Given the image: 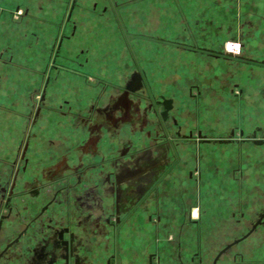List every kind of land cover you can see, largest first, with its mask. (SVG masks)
I'll return each mask as SVG.
<instances>
[{
    "label": "flooded vegetation",
    "instance_id": "1",
    "mask_svg": "<svg viewBox=\"0 0 264 264\" xmlns=\"http://www.w3.org/2000/svg\"><path fill=\"white\" fill-rule=\"evenodd\" d=\"M74 5H70L68 12L73 11ZM72 11L65 20L71 18ZM28 15L25 10L24 17ZM72 22V32L59 34L51 49V61L42 72L41 91L31 94L33 110L27 115L22 141L13 159L8 161L7 185L0 186V246L6 234L9 238L0 248V261L6 258L10 264H94L92 259L103 252L107 258L101 264H117L115 245L123 233L139 234L138 225L143 223L155 236L156 228L163 223L169 197L165 201L161 194L171 187L170 172L182 162L178 156L180 147H193L190 151L193 167L187 173V184L193 188L195 199L187 207L179 196L175 204L178 209H197L195 222H198L203 193L199 147L222 143L264 144V133L258 129L245 134L234 128L217 138L203 134L198 128L183 133L178 111L187 103L198 104L199 86L170 84L165 78L157 83L147 68L141 67L143 64L131 44L135 36L126 34L125 30L122 33L128 40L127 48L135 68L130 77L124 83L98 79L101 93L85 113L76 111L69 99H62L63 104L50 105L49 86L57 81L60 69L67 67V71L85 76L83 69L90 65L88 59L79 62L76 54L64 56L61 52L62 44L71 40L76 31V22ZM80 52L84 54L83 50ZM61 58L69 64L58 63L57 59ZM53 70L58 75L51 76ZM103 97L106 100L100 105ZM48 112L61 117V122L73 120L71 126L61 127L55 119L56 138L61 137L57 133L65 131L70 141L55 139L48 148L38 149L37 141L44 129L42 117ZM236 182L240 184V180ZM239 217L238 221L244 219V214L240 213ZM255 224L246 237L264 228V205L249 217L245 230L235 239L247 234ZM160 262L158 251L148 253L147 264Z\"/></svg>",
    "mask_w": 264,
    "mask_h": 264
},
{
    "label": "crops",
    "instance_id": "2",
    "mask_svg": "<svg viewBox=\"0 0 264 264\" xmlns=\"http://www.w3.org/2000/svg\"><path fill=\"white\" fill-rule=\"evenodd\" d=\"M14 1L0 0V46L3 40L13 47L23 46L25 43L19 39L18 31L31 32L38 27L41 29L34 34V41L42 46L48 39L45 36L47 30L38 22L47 23L48 8L44 19V14L38 17L27 7L30 15L16 24L5 13ZM26 1L32 3V0H17L25 5ZM209 7L210 13L196 15V32L190 35L191 44L179 43L170 49L169 63L174 71L164 78L170 84L180 86L196 84L201 91L198 104L187 103L186 108L182 106L178 111L182 132L198 128L214 138L234 128L245 134L256 129L264 133V0H213ZM187 15H184L185 19H189ZM206 21L208 25L201 24ZM75 22L76 31L71 40L62 44L61 52L69 56L68 53H76L78 45L88 46L90 56L87 48L78 49L83 50L85 59L91 63L88 67L95 72H89L86 67L83 69L85 76L74 72L68 78L58 76L56 84L69 91L66 99L76 106L86 101L87 77L111 80L118 77L120 67L117 61L110 66L102 65L106 57L99 48L100 41L96 43L91 36L79 31ZM231 41H237L241 47L229 56L225 45ZM24 48L27 62L23 68L17 67L16 62L0 65V84L1 80L4 82L15 76L17 70H23L19 74L27 75L23 80L32 78V69H35L33 53L40 50L33 46L26 48L24 45ZM50 86L53 88L49 87V104L55 102V83ZM13 115L4 116L7 122L6 126L0 127V136L1 130L13 135L18 132ZM42 118L44 129L37 141L38 149H46L55 142V115L48 112ZM63 133L66 132L57 134ZM3 137L7 142L0 139V164L5 163L9 151L15 147L14 139L9 141L8 136ZM188 148L178 149L182 162L170 172L171 187L162 191L165 201L169 197L168 205L164 206L163 223L156 228L155 236L143 223L138 225L139 234L123 233L115 245L117 264H147L148 253L157 251L161 264H212L219 251L245 230L249 217L264 205V144L203 145L199 147L202 155L199 163L203 182L202 214L200 221L195 222L198 220L197 209H178L175 204L179 196L187 207L195 199L193 188L187 184V173L193 167L190 152L193 147ZM237 178L240 184L236 182L239 181ZM238 201L241 202L239 205ZM240 213L244 214V219L238 221ZM105 258L107 253L103 252L92 261L101 264ZM216 264H264V228L232 245L219 256Z\"/></svg>",
    "mask_w": 264,
    "mask_h": 264
},
{
    "label": "rangeland",
    "instance_id": "3",
    "mask_svg": "<svg viewBox=\"0 0 264 264\" xmlns=\"http://www.w3.org/2000/svg\"><path fill=\"white\" fill-rule=\"evenodd\" d=\"M31 2V4L29 1L24 2L26 3V6L16 0L14 1V4L10 6L8 11L5 12L7 16H9V19L15 21L17 24L21 23L27 7L30 8L32 14L38 15V17L39 15L44 14V16H42L44 19H46V8H48L47 23H40L35 17H31L33 20H36L38 25L40 24L42 28L45 27L47 30L45 36H47L48 39H45L47 44L44 43L42 46L36 44V41H34V39H36L34 38V34L40 31V27H38L37 30L32 29L31 32L28 30H26L27 32L21 30L18 31L22 38L19 39L21 41L24 40L22 42L25 43L24 45L26 48L33 46L40 50H33L35 51V53H33L35 56V63H33L35 69H32L33 76L29 81H25L23 79L27 75L19 74L23 70H17L15 72L16 74H14L15 76L10 77V79L5 80L4 82L1 80L0 127L6 126L7 118L4 117L5 115L9 116V114H14L13 116L14 120H16L15 123L18 132L13 135L5 132L3 133V130H1V141L7 142L3 136H8L9 141L14 139L15 147L12 152L11 150L9 151V154H11L8 158L4 159L5 163L0 164V186L7 185V181L10 177L9 162L13 159V155L16 153L24 136L28 123L27 115L33 110L34 104L31 102V94H36V92L39 94L41 91V84L43 82L42 72L45 65L51 61V52L54 49L57 37L59 34L69 35L70 32H72V21H77L79 31L91 36L96 43L97 41H100L99 48L103 51L104 57H106L104 63H101L102 65L110 66L112 62L117 61V64H119L120 67L118 71L119 78L117 80L116 78L111 79L114 83L115 81H119L120 83L122 81V83H124L135 70L132 66L131 56L127 48L128 40L122 33L124 30L126 34L135 36L133 38L134 41L131 42V44H133L135 52L139 54V60L141 64H143L141 67H146L150 76H152L156 82H159V80L164 78L166 74L169 75L174 71V67L169 63L171 54L170 49L176 48V44L179 45V43L184 45L191 44L189 43L191 42L190 35H192V32L196 29V15L200 16L203 13H210L209 6L212 5L213 0H32ZM73 3L75 5L72 11V16L69 20H65L68 9ZM115 14H118V16H115ZM186 14L189 15H187L189 19H185L184 15ZM33 24H36V22ZM201 24L206 26L209 23L206 21ZM215 27L216 26H214V31L216 30ZM65 43L66 42H64V44ZM24 45L13 47L11 43L3 40L0 46V65L16 62V64H18L17 67L22 66L20 68H23V64L27 62L25 59L27 56L23 53V50L25 49ZM78 48H87L89 50V54L87 55L89 56L91 54V49L88 46L78 45L75 53L76 55H73H75L77 61L83 62L85 56L80 55L81 52ZM78 54L80 55L79 57H77ZM68 55L70 56L71 53H68ZM60 61L63 65L69 64L67 59H57L58 63ZM71 67H73V65ZM74 67L75 69L78 67L76 63L74 64ZM60 70L59 76L64 78L72 76L70 75L71 72L67 71V67ZM87 70L89 72H95L90 67H88ZM55 74L58 75V72L55 70L51 71V76H55ZM89 77H87L85 81V95H87L85 99L86 101L84 103L83 101L79 102L76 105V111L80 113H85L86 108L91 103H94L101 93V85H97L98 79L92 76L91 78ZM57 82L58 81L51 83L56 84ZM49 87L50 89L53 88V86ZM163 91L164 90H162V92ZM68 93L69 91L67 89L55 86V102H51L50 105L55 106L63 104L62 99L68 98ZM106 97L109 99L108 96ZM106 97L101 99L99 102L100 105L105 102ZM37 98L38 96L35 95V99ZM81 98L83 99V96ZM65 108L66 107L63 106V109ZM54 115L56 122L59 121L61 127L65 125L71 126L72 119H67L65 122H61L62 118L57 114ZM60 136L61 137L58 138L55 136V139L62 142L70 141L68 133H63ZM8 240L9 238L6 234L4 243ZM3 245H1L0 248H2ZM9 262L10 261L6 258H3L0 261V264H10Z\"/></svg>",
    "mask_w": 264,
    "mask_h": 264
},
{
    "label": "water",
    "instance_id": "4",
    "mask_svg": "<svg viewBox=\"0 0 264 264\" xmlns=\"http://www.w3.org/2000/svg\"><path fill=\"white\" fill-rule=\"evenodd\" d=\"M72 6H73V4H72ZM72 6H71V8H72ZM70 10H71V9H70ZM70 12H71V11H69V14H70ZM226 55H229V56H230L231 54L226 53ZM169 108H170V105H169L168 107L165 108V111H167ZM164 117H165V114H164ZM198 137H202V136L199 134ZM219 142H224V141L220 140ZM254 142H255V143H262L263 141H262V140H254ZM257 223H259V221H258ZM255 226H256V224L253 225L252 229H251L247 234L243 235V236H242L241 238H239V239H235L233 242H231L230 244L226 245L223 249H221V250L219 251V253L217 254V256L215 257V259L213 260L212 264H216L217 259L219 258V256H220L221 254H223V253L226 251V249H228L230 246H232L233 244L239 242L241 239H243L244 237H246V236H247V235H248V234L254 229Z\"/></svg>",
    "mask_w": 264,
    "mask_h": 264
},
{
    "label": "built area",
    "instance_id": "5",
    "mask_svg": "<svg viewBox=\"0 0 264 264\" xmlns=\"http://www.w3.org/2000/svg\"><path fill=\"white\" fill-rule=\"evenodd\" d=\"M240 44L237 41L228 42L225 45V51L231 54H235L239 51Z\"/></svg>",
    "mask_w": 264,
    "mask_h": 264
},
{
    "label": "bare ground",
    "instance_id": "6",
    "mask_svg": "<svg viewBox=\"0 0 264 264\" xmlns=\"http://www.w3.org/2000/svg\"><path fill=\"white\" fill-rule=\"evenodd\" d=\"M63 38V37H62Z\"/></svg>",
    "mask_w": 264,
    "mask_h": 264
}]
</instances>
